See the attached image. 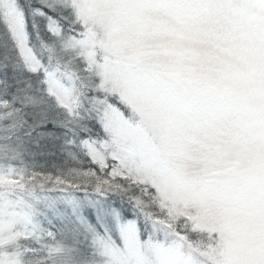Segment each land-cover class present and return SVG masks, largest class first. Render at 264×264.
<instances>
[{"label":"snow or ice","instance_id":"snow-or-ice-1","mask_svg":"<svg viewBox=\"0 0 264 264\" xmlns=\"http://www.w3.org/2000/svg\"><path fill=\"white\" fill-rule=\"evenodd\" d=\"M0 264H264V0H0Z\"/></svg>","mask_w":264,"mask_h":264}]
</instances>
